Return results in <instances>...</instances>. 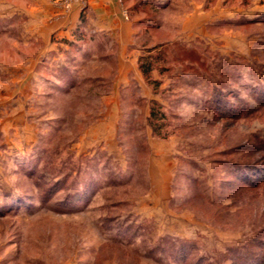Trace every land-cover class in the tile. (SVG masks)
I'll list each match as a JSON object with an SVG mask.
<instances>
[{
	"label": "rangeland",
	"instance_id": "rangeland-1",
	"mask_svg": "<svg viewBox=\"0 0 264 264\" xmlns=\"http://www.w3.org/2000/svg\"><path fill=\"white\" fill-rule=\"evenodd\" d=\"M89 1L0 0V264H264V0Z\"/></svg>",
	"mask_w": 264,
	"mask_h": 264
},
{
	"label": "trees",
	"instance_id": "trees-1",
	"mask_svg": "<svg viewBox=\"0 0 264 264\" xmlns=\"http://www.w3.org/2000/svg\"><path fill=\"white\" fill-rule=\"evenodd\" d=\"M154 63L152 56L142 57L139 59V68L144 77L150 79V73L152 72ZM153 83H156L153 81ZM167 117L164 112L161 111V106L153 104L149 112V126L154 134L160 138H166L171 132H168L165 128L168 126L165 124ZM261 182L264 184V180ZM251 183V182H249Z\"/></svg>",
	"mask_w": 264,
	"mask_h": 264
},
{
	"label": "crops",
	"instance_id": "crops-1",
	"mask_svg": "<svg viewBox=\"0 0 264 264\" xmlns=\"http://www.w3.org/2000/svg\"><path fill=\"white\" fill-rule=\"evenodd\" d=\"M96 1H98V0H90L89 2H90V6L88 7V9L90 10V9H94V8H92L91 6H92V3L93 2H96ZM95 4H98V3H95ZM70 30V28L68 29V31Z\"/></svg>",
	"mask_w": 264,
	"mask_h": 264
}]
</instances>
